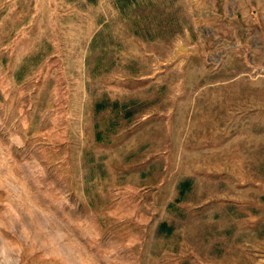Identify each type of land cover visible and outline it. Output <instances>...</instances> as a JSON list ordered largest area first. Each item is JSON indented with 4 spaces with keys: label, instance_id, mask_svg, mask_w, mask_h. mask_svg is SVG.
<instances>
[{
    "label": "rangeland",
    "instance_id": "1",
    "mask_svg": "<svg viewBox=\"0 0 264 264\" xmlns=\"http://www.w3.org/2000/svg\"><path fill=\"white\" fill-rule=\"evenodd\" d=\"M0 264H264V0H0Z\"/></svg>",
    "mask_w": 264,
    "mask_h": 264
}]
</instances>
